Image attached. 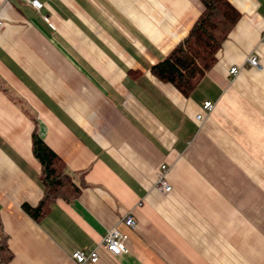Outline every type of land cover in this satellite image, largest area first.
Masks as SVG:
<instances>
[{
	"label": "crops",
	"instance_id": "1",
	"mask_svg": "<svg viewBox=\"0 0 264 264\" xmlns=\"http://www.w3.org/2000/svg\"><path fill=\"white\" fill-rule=\"evenodd\" d=\"M40 1L0 0L8 264H75L70 254L112 227L127 252L101 247L94 264H264V0H229L241 16L187 96L149 69L186 36L200 0ZM34 131L80 186L37 220L23 207L43 194ZM161 163L168 193L155 187Z\"/></svg>",
	"mask_w": 264,
	"mask_h": 264
},
{
	"label": "trees",
	"instance_id": "2",
	"mask_svg": "<svg viewBox=\"0 0 264 264\" xmlns=\"http://www.w3.org/2000/svg\"><path fill=\"white\" fill-rule=\"evenodd\" d=\"M202 11L180 40L162 59L150 67L159 80L172 84L187 96L205 72L216 62L217 53L241 14L229 0H200ZM32 153L40 164L43 194L34 207L23 205L33 219L40 218L57 199L71 202L78 197L77 185L63 160L34 131ZM12 258L6 238L0 240V264Z\"/></svg>",
	"mask_w": 264,
	"mask_h": 264
},
{
	"label": "built area",
	"instance_id": "3",
	"mask_svg": "<svg viewBox=\"0 0 264 264\" xmlns=\"http://www.w3.org/2000/svg\"><path fill=\"white\" fill-rule=\"evenodd\" d=\"M31 5L36 10H40L42 7V2L40 0H22ZM2 26V21L0 20V27ZM264 34V27L262 30ZM245 63L252 67H256L260 69V64L256 56L249 55L245 59ZM239 71V67L233 66L230 68L229 72L231 75H236ZM203 109L206 111H210L212 109V103L210 101H205L203 103ZM203 118L202 114H198L196 116L197 120H201ZM169 171V165L166 163H161L157 170V176L155 181V187L163 192L168 193L171 191L172 186L167 179V173ZM122 222L130 228H135L136 223L134 219L130 215H125L122 219ZM126 236L122 234L118 228L112 227L106 231L103 235L99 245L93 249H76L70 254V259L75 264H94L99 259V248L105 249L112 255H120L122 253L127 252V248L125 245Z\"/></svg>",
	"mask_w": 264,
	"mask_h": 264
}]
</instances>
